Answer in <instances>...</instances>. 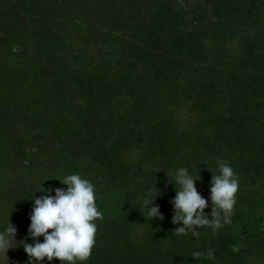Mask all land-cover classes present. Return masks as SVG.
Here are the masks:
<instances>
[{
    "label": "trees",
    "instance_id": "1",
    "mask_svg": "<svg viewBox=\"0 0 264 264\" xmlns=\"http://www.w3.org/2000/svg\"><path fill=\"white\" fill-rule=\"evenodd\" d=\"M75 6L85 50L62 25ZM22 10L44 17L45 71L31 83L40 128L92 182L103 214L83 264H264V0H27ZM219 159L239 180L231 223L173 236L176 169L199 176L210 216ZM146 190L159 191L163 220L147 216ZM208 250L214 259L191 257Z\"/></svg>",
    "mask_w": 264,
    "mask_h": 264
},
{
    "label": "rangeland",
    "instance_id": "2",
    "mask_svg": "<svg viewBox=\"0 0 264 264\" xmlns=\"http://www.w3.org/2000/svg\"><path fill=\"white\" fill-rule=\"evenodd\" d=\"M26 2L0 0V231L9 220L16 228L17 241V246L6 252L8 264H29L19 242H35L27 237L34 199L44 194L39 192L40 187L54 195L56 188L66 189L59 182L72 174L58 155L62 142L40 128L43 118L34 99L38 89L31 83L36 74L40 79L45 71L35 38L44 17L26 15L22 10ZM77 7L71 8L70 18L62 25L72 27L69 45L85 50L90 45V34L86 33L81 14H76ZM88 31L94 34L97 28ZM38 240L42 243L43 237ZM259 261L250 258L246 264ZM0 264H7L2 256Z\"/></svg>",
    "mask_w": 264,
    "mask_h": 264
},
{
    "label": "clouds",
    "instance_id": "3",
    "mask_svg": "<svg viewBox=\"0 0 264 264\" xmlns=\"http://www.w3.org/2000/svg\"><path fill=\"white\" fill-rule=\"evenodd\" d=\"M218 174H212L210 180V201L212 205L210 216L204 213L208 206V200L203 198L195 187L199 176L194 178L185 167H179L174 173L175 197L171 201L173 215L171 223L180 224L173 236L188 235L199 237L198 229L211 228L213 234L216 230L231 223V217L236 203V194L239 188V180L234 169L228 161L219 159L216 161ZM66 189L56 188L54 195L40 187L39 192L44 193L34 199L30 212V225L28 237L35 241L33 244H22L25 254L29 258V264H41L42 261L58 260L61 264H83L92 253L97 232L96 220H102L103 214L98 210L95 202V187L91 181L82 178L78 174H70L63 177L62 182ZM178 186V188H177ZM159 191L153 193L146 190L142 200V207L147 208V216L153 219L163 220L159 207L154 206V200ZM16 228L8 220L7 226L0 231V256L8 264L6 252L17 246ZM43 237V242L38 238ZM240 245H234L233 252H238ZM192 259L204 257L214 259V250H208L207 254L192 252Z\"/></svg>",
    "mask_w": 264,
    "mask_h": 264
}]
</instances>
